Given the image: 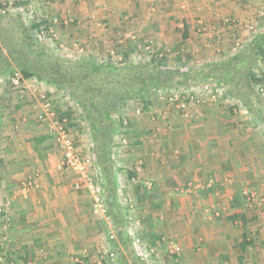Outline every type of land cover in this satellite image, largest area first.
I'll list each match as a JSON object with an SVG mask.
<instances>
[{"label":"crops","instance_id":"crops-1","mask_svg":"<svg viewBox=\"0 0 264 264\" xmlns=\"http://www.w3.org/2000/svg\"><path fill=\"white\" fill-rule=\"evenodd\" d=\"M31 1L73 19L75 28L58 32L61 39L78 42L76 59L133 63L138 52L133 42L149 36L168 57V65L160 66L165 71L177 69L174 64L185 71L214 67L230 53V39L249 31L241 29L244 24L264 19V0ZM217 44L223 56L214 53ZM28 85L23 79L14 86L23 94L0 92V260L106 264L111 244L122 249L108 236L114 219L107 208L120 201L125 209L129 197L145 220L139 236L168 264H264V212L254 214L253 224L252 212L245 224L227 218L248 217L245 207H252V197L258 205L264 199V188H258L264 183V143L252 131L251 109L231 114L208 96L186 116L172 106L163 114L144 106L132 110L135 102L143 103L139 97L118 106L111 114L119 124L111 152L114 147L121 151L113 175L114 202H107V214L101 215L93 212L89 191L73 187L75 174L62 166L47 122L37 118L42 96ZM59 99L52 106L64 113ZM148 112L150 119L144 116ZM71 134L79 153L90 151L89 132ZM108 193L104 188L105 199ZM244 236L248 243L241 245ZM169 241L178 253L170 252Z\"/></svg>","mask_w":264,"mask_h":264},{"label":"rangeland","instance_id":"rangeland-1","mask_svg":"<svg viewBox=\"0 0 264 264\" xmlns=\"http://www.w3.org/2000/svg\"><path fill=\"white\" fill-rule=\"evenodd\" d=\"M31 0H0V45L3 47L4 50H6V47H4V44H9L11 46H14L15 48H22L26 52V56H29L32 60H34L35 63L39 64L41 69L44 71L45 74H48V70H50L52 67L57 69L59 66L58 64H62L64 62L74 61L78 60L76 55V44H78L77 41H75L73 44L71 41V46L67 43H70V41H65L61 39L60 37V31L58 32V29L60 30H67L70 31L71 28H75L76 23L72 20H69L68 18L64 17L63 15H57L56 13H52L48 9V7H39L37 3ZM43 8V11L38 9ZM56 19L57 22H51V20ZM41 20L46 21L52 30V33H42L39 35V28H47L44 27V25H40L38 29H32L33 23H39ZM231 22V21H229ZM253 22V23H252ZM252 22L244 24V27H241V29H247L249 31L245 32L243 37L238 38L237 36H234L233 39H230L228 47L229 54H222V46L221 44H217L214 48V53L216 55L222 54L221 56H225V61L218 62L215 66L218 65L216 68L210 67L207 72H205V75L203 74V78H208V81H210V84L216 88V90H213V94L211 93H205L202 97V101L205 98V96L216 98L220 100L219 102L220 108L227 110L231 114H238L243 112L244 110L251 109L252 110V131L257 136H259L260 140L264 143V55L262 56H256L253 58L252 56L245 57L244 59H235L236 57H239V51H242L246 55L245 52H250L251 48H249L250 44L254 42L258 36H260L262 29H264V19L260 20L254 17L252 19ZM43 24V23H41ZM252 26V27H250ZM60 27V28H59ZM65 27V28H64ZM63 28V29H62ZM37 30V31H36ZM202 31V29H200ZM44 35V36H43ZM29 38V39H28ZM28 40V44L26 46L25 40ZM237 39H240V41H237ZM134 40V39H129ZM129 41L126 40V43ZM135 44V47H137V53L134 55L135 57L130 59L133 62H144L145 60H149L151 57V52H147L148 50L152 51L154 50V53L160 54L161 63H164L168 65L167 58L164 57L163 53L158 50H156V46L154 43V39L152 37L147 36L144 39H139L137 42H133ZM72 44L74 45L72 47ZM133 44V45H134ZM137 44V45H136ZM154 44V45H153ZM233 44V45H232ZM149 46V47H148ZM264 50V43L262 45ZM149 48V49H148ZM158 54V55H159ZM252 53H249L251 55ZM238 55V56H237ZM109 61V60H107ZM216 62V61H213ZM212 62V63H213ZM230 63L231 65H237L238 67L232 68L226 72V68L223 67L224 64ZM104 63V62H102ZM241 63V64H240ZM222 65V66H220ZM174 66H177V69L174 68H166L167 70H171L174 74L176 73H187L185 71L184 67L179 64H174ZM172 66V67H174ZM212 68H215V70ZM190 70V69H189ZM212 70L213 73L210 72ZM20 72L21 74V82L23 79L26 80V83L29 84V88H31L34 92L33 94L37 97H40L42 94H45L46 97H49L53 106H57L58 102L57 99H59L61 102L64 103L66 106V112L60 113V115L65 116L64 114H68V127L72 132L79 131H87L90 133V137H92L90 129H89V122L87 119L83 117V111L80 105H78L77 101L70 95L71 93L68 92L69 90H65L64 88L57 87L56 84L49 82L46 78V76L38 77V75H31L28 78H24L22 74V70L19 66L15 65L14 63H10V67L8 69L4 70L2 73H0V92H14V94H23L22 92H18V88L14 87L13 84H11V76L14 72ZM203 71V70H202ZM254 73L258 78L262 80V82L258 84H252L250 81V74ZM202 77L200 80H196L195 82L189 84V86L186 84L178 83L177 85L173 86L169 84V82H163L160 84L159 87L153 88L151 92H149L145 98V101L140 104L135 102L133 105L132 110H135L137 106H140L141 110L144 106L145 109H148L147 111L151 112H157V110H161L160 112L163 114L165 110H168L170 106L176 107V102H174V96L173 100L170 99L172 94L175 95L176 90H182L184 87L188 88H198L201 84H204L202 82ZM21 84V83H20ZM25 84V83H24ZM251 85V90H250ZM186 87V88H187ZM260 88L263 89L260 90ZM23 91V90H22ZM16 92V93H15ZM13 95H10V97ZM252 96V100L258 99L257 105H251L248 103L247 98ZM254 96L256 97L254 99ZM133 101V100H132ZM200 101L198 104H192L189 103V109L187 111H180L179 113L181 115H189V111H191L192 106L198 107V105L201 104ZM147 102V103H146ZM142 106V107H141ZM130 107V105H129ZM130 108V109H131ZM257 108V110H256ZM57 109V108H56ZM58 110V109H57ZM259 111V112H258ZM142 112V111H141ZM150 112L147 114H144L146 116V119L150 117ZM117 115V113L115 114ZM142 115V114H141ZM248 115V114H247ZM150 119V118H149ZM250 120V115L249 118ZM117 122V121H116ZM119 124L116 123V126ZM114 128V130H115ZM114 134V133H113ZM73 136V135H72ZM73 138H75L73 136ZM118 140L117 138H113L112 135V143ZM93 141V138L91 139V142ZM116 145V144H115ZM113 145V146H115ZM114 150V151H113ZM113 152H110V158L106 163L100 162L98 158L96 157L98 152L94 150V145L91 146L90 151L85 153L88 164L90 167V170L93 175L102 177L104 188L105 185V176L107 173H104L103 167L107 165L108 173H110V177H113L115 168L119 167V157L117 149H113ZM121 152V151H120ZM96 154V155H95ZM121 172L117 171V176L120 175ZM264 188V183L261 185L259 184V187ZM114 192V191H113ZM104 194V192H103ZM105 197V195H104ZM251 202L250 200H248ZM126 208L123 209L122 203L118 201L116 204H113V206H109L108 209V215H110V218L112 217L114 220L112 223V229L114 238L112 239L114 242L118 241L120 245L122 246V249H117L113 244H111L110 249L107 251L114 252V257L109 260L106 264H142L141 261H139L138 256L136 255V249L135 244L133 242L134 237L138 234V227L145 222L143 219V215H137L139 214V210L136 209V206L133 204V200L131 198L127 197L125 200ZM220 206L222 205L221 202ZM260 204L258 205L256 202V199L252 197V207H245L247 209V213L252 212V224L255 219L254 214H262L264 212V199L263 201L260 200ZM246 220L249 221L251 218V214H248V217L245 213H243ZM229 216H233L229 215ZM228 216V217H229ZM159 217V215H158ZM227 217V218H228ZM240 219V217H237ZM234 221V220H233ZM246 221V222H247ZM98 224V227L103 226L101 220L96 221ZM100 224H99V223ZM105 234V230L102 232ZM110 233V232H109ZM109 236V235H108ZM140 237V236H139ZM141 238V237H140ZM143 241V238H141ZM145 242V241H144ZM171 253H174L170 251ZM103 254V252H101ZM105 254V253H104ZM105 256V255H104ZM4 259V257H3ZM97 261V260H95ZM94 261L95 264L96 262ZM101 261L102 260H98ZM156 262L159 264H168L166 261V257H161L160 259L156 256ZM0 264H10L6 263V261L0 260ZM101 264V263H97Z\"/></svg>","mask_w":264,"mask_h":264},{"label":"trees","instance_id":"trees-1","mask_svg":"<svg viewBox=\"0 0 264 264\" xmlns=\"http://www.w3.org/2000/svg\"><path fill=\"white\" fill-rule=\"evenodd\" d=\"M40 25H44V27L49 26L46 21L41 20L39 23H33L32 29H38ZM185 37L186 35L183 34L182 38ZM28 43L26 39V46ZM263 43L264 29H262L260 36L254 40L253 44H250V52H245V55L241 51V54H239L240 56L235 59H244L245 57L249 59L251 56L253 58L256 56H263ZM4 47H6V50L0 45V73L8 69L10 63H14L20 67L24 78H28L34 74L38 75V77L44 75L49 82L56 84L57 87L69 90L68 92L71 93L70 95H72L78 105L81 106L83 117L89 122V129L93 138L92 146L94 145V150L98 152L96 153V157L100 162L106 164L111 155L110 146L112 144L111 140L115 128V120L112 118L111 114L116 111L118 106L136 97H139L142 102H144L147 94L165 81L173 86L178 83L187 84L189 86V84L196 80H200L203 74L205 75V72H207L206 70H188L187 73L174 74L172 71H165L160 69L162 57L153 53L150 56L151 58L144 62L136 61L128 63L125 61L126 63L124 62V64H111L109 62L108 64L96 65L88 60H74L58 64L59 66L57 69L52 67L48 70V74H45L39 64L35 63L29 56H26V52L22 48H15L9 44H4ZM249 53L252 54L249 55ZM215 67L217 68L218 65ZM223 67H225L226 72H228L231 67L235 68L238 66L231 65L228 62L224 64ZM213 69L215 70V68H212V70ZM212 70H210L211 73L214 72H212ZM160 75H162V77H160ZM208 79L209 77H202L201 80H203L202 82L204 83H210ZM250 81L252 84L262 82L254 73L250 74ZM255 98L254 96V99ZM247 101L251 107L253 104H258V99L252 100V96L247 98ZM64 115L68 117V114ZM103 169L104 173H107L105 176L106 192H109L105 201L106 203H113L114 198L111 195L113 194V177H110L107 165H105ZM237 217H240L243 224L246 223L247 220L243 213H238L232 217L229 216L228 220L233 221ZM245 238L246 236L243 237L244 241L241 245H246L248 243Z\"/></svg>","mask_w":264,"mask_h":264},{"label":"built area","instance_id":"built-area-1","mask_svg":"<svg viewBox=\"0 0 264 264\" xmlns=\"http://www.w3.org/2000/svg\"><path fill=\"white\" fill-rule=\"evenodd\" d=\"M52 21L57 22L55 18L51 20V22ZM38 30L39 35L44 32L47 34L52 33L50 27H40ZM147 52H151L153 54L154 50H148ZM111 53L113 54V51H111ZM21 78L22 77L20 72H14L10 78L11 84H13L14 86H20ZM213 90H216V88H214L210 83H204L195 89H178L175 91L176 94H172L170 99L173 100L174 96V102H176L177 109L181 112H185L189 109V103L198 104L200 101H202V97L205 93L213 94ZM260 90L263 91L262 88H260ZM41 96V109L37 114V118L38 120L47 122V128L52 134L55 144L62 153V166L66 167L75 174L73 187L75 189H87L92 198L93 212L95 214L106 215L107 209L103 194L104 182L102 180V177H100L99 175L96 176L92 174L86 155L79 153V151L77 150L74 138L68 127L69 123L67 117L60 115L57 112V110L52 106L51 100L47 98L45 94H42ZM32 183L34 185L36 184V182ZM147 184L151 185L150 183ZM109 237L110 239L114 238L113 232L109 233ZM133 242L135 244L138 259L139 261H141L142 264H159L158 262H156L157 250L154 246H151L150 244H147L142 241L138 235L134 237ZM168 243L170 244V246H172L173 252L178 253V247L173 245L172 241H169ZM109 255L111 258H113L114 252H110Z\"/></svg>","mask_w":264,"mask_h":264}]
</instances>
